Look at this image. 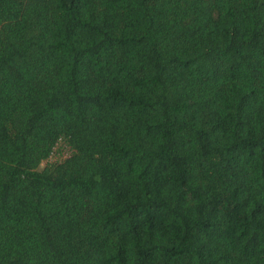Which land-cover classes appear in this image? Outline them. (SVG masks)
Returning a JSON list of instances; mask_svg holds the SVG:
<instances>
[{
  "label": "trees",
  "instance_id": "trees-1",
  "mask_svg": "<svg viewBox=\"0 0 264 264\" xmlns=\"http://www.w3.org/2000/svg\"><path fill=\"white\" fill-rule=\"evenodd\" d=\"M0 264H264V0H0Z\"/></svg>",
  "mask_w": 264,
  "mask_h": 264
},
{
  "label": "rangeland",
  "instance_id": "rangeland-1",
  "mask_svg": "<svg viewBox=\"0 0 264 264\" xmlns=\"http://www.w3.org/2000/svg\"><path fill=\"white\" fill-rule=\"evenodd\" d=\"M55 149H58V146H55ZM67 155V148L64 145L59 149L58 153H53L51 159H60ZM51 157V156H50ZM49 157V159H50Z\"/></svg>",
  "mask_w": 264,
  "mask_h": 264
}]
</instances>
